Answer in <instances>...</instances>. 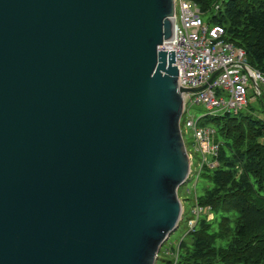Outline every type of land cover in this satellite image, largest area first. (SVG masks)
I'll return each mask as SVG.
<instances>
[{"label": "water", "instance_id": "1", "mask_svg": "<svg viewBox=\"0 0 264 264\" xmlns=\"http://www.w3.org/2000/svg\"><path fill=\"white\" fill-rule=\"evenodd\" d=\"M173 14L0 0V264L156 263L182 220V94L204 88L159 49Z\"/></svg>", "mask_w": 264, "mask_h": 264}, {"label": "trees", "instance_id": "2", "mask_svg": "<svg viewBox=\"0 0 264 264\" xmlns=\"http://www.w3.org/2000/svg\"><path fill=\"white\" fill-rule=\"evenodd\" d=\"M192 1L202 13L216 10L223 40L245 52L250 69L264 73V0ZM243 111L213 116L218 166L204 169L211 188L197 201L214 219L202 218L187 232L172 264H264V121Z\"/></svg>", "mask_w": 264, "mask_h": 264}, {"label": "built area", "instance_id": "3", "mask_svg": "<svg viewBox=\"0 0 264 264\" xmlns=\"http://www.w3.org/2000/svg\"><path fill=\"white\" fill-rule=\"evenodd\" d=\"M201 13L192 0H174L171 37L159 47L160 50L174 51L179 87L189 90L204 86L196 93L182 94L181 116L187 113L185 127L191 131L195 140L194 149L202 157V161L197 164V175H200L199 171L202 169L204 171L205 168L218 166L216 157L220 144L214 137V129L197 127V120L194 121L189 115L188 108L193 103L203 104L211 116H217L219 112L220 115L236 116L248 106V77L254 80L260 89L264 88V73L250 69L246 63L245 52L223 40L225 32L221 26L213 25L210 28L204 25ZM241 71L246 74L240 75ZM214 75V79L209 83ZM224 94L228 95L227 99ZM187 155L188 181L192 174L193 155L188 152ZM195 200L196 205L192 209L195 218L187 220L189 230L202 218L206 221L214 219L211 208L200 206L197 197ZM183 212L182 206V216Z\"/></svg>", "mask_w": 264, "mask_h": 264}, {"label": "rangeland", "instance_id": "4", "mask_svg": "<svg viewBox=\"0 0 264 264\" xmlns=\"http://www.w3.org/2000/svg\"><path fill=\"white\" fill-rule=\"evenodd\" d=\"M221 11H223V8ZM200 17L203 21V24L211 28L216 24L213 21V18H219L220 14L216 10L212 9L201 13ZM244 74H246V72H240V75ZM246 89L248 90V108L246 107L247 109L245 108L243 113L245 115L252 114L264 121V95L261 96L260 100L258 93L253 87L249 77L246 84ZM224 98L227 99L228 95L224 94ZM188 112L189 115L193 117L194 121L197 120L198 128H213L212 119L214 117L208 114L203 104L193 103L188 108ZM220 114L221 112L217 113L216 115L219 116ZM187 117V113H184L181 116L180 129L186 151L193 155V162L191 166L192 174L189 180L180 185L177 190V196L182 203L184 212L182 220L179 222L177 229L169 235V238L166 241L163 242L157 255V261L155 264H172L174 262L178 244L181 240H185L186 242L188 241L187 232L189 231V227L187 225V220L195 218L194 215H192V209L196 205L195 197L198 198L200 195H202L205 188H211V183L202 177L204 172L203 169L199 171L200 175H197L199 170V166H197V164L202 161V157L194 149L195 140L191 131L185 127V121ZM260 142L264 144V136L260 139ZM262 195H264V191L262 192ZM217 219L218 217L216 216V221Z\"/></svg>", "mask_w": 264, "mask_h": 264}]
</instances>
